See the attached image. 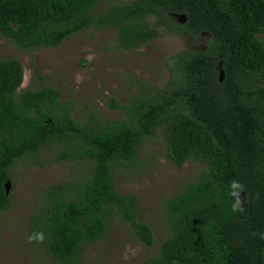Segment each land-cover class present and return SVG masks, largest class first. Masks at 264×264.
Segmentation results:
<instances>
[{"label":"trees","instance_id":"1","mask_svg":"<svg viewBox=\"0 0 264 264\" xmlns=\"http://www.w3.org/2000/svg\"><path fill=\"white\" fill-rule=\"evenodd\" d=\"M100 1L0 0V36L25 53L104 28L122 51L164 34H208V46L175 56L163 87L142 83L126 104L111 99L126 115L111 121L91 109L75 119L56 87L18 92L23 66L1 57L0 213L11 204L9 168L58 140L59 158L87 172L44 189L30 241L56 264H85V245L121 218L151 246L153 230L137 217V197L116 188L115 167L136 162L163 128L175 167L192 160L205 168L165 201L171 232L143 264H264V0H132L97 12Z\"/></svg>","mask_w":264,"mask_h":264},{"label":"rangeland","instance_id":"2","mask_svg":"<svg viewBox=\"0 0 264 264\" xmlns=\"http://www.w3.org/2000/svg\"><path fill=\"white\" fill-rule=\"evenodd\" d=\"M129 1L132 0H101L96 10L101 12L110 3ZM175 19L182 20L178 16ZM259 37L264 39V33ZM209 40L208 34L197 38L164 34L136 49L122 51L116 48L113 29H88L69 36L57 47L25 53L0 36V58L14 57L21 62L23 81L18 92L41 84L56 87L75 119H85L91 109L111 121L126 116L110 106L111 99L126 104L142 83L163 87L175 56L188 50H206ZM59 146L58 140L52 141L36 156H27L9 168L7 192L11 204L0 213V264H56L41 245L30 241V225L45 205V188L62 185L87 172L81 161L72 157L61 160ZM204 168V164L192 160L175 167L167 157L160 128L139 150L136 162L116 165L114 181L121 193L137 197V217L152 228L154 243L143 245L130 233L127 223L115 218L104 239L85 245V264H143L155 255L171 232L163 211L165 201Z\"/></svg>","mask_w":264,"mask_h":264},{"label":"clouds","instance_id":"3","mask_svg":"<svg viewBox=\"0 0 264 264\" xmlns=\"http://www.w3.org/2000/svg\"><path fill=\"white\" fill-rule=\"evenodd\" d=\"M232 186L233 187H238V185L236 184V182H233ZM234 207H235V205H234ZM38 239L43 240V236L42 235L39 236Z\"/></svg>","mask_w":264,"mask_h":264},{"label":"water","instance_id":"4","mask_svg":"<svg viewBox=\"0 0 264 264\" xmlns=\"http://www.w3.org/2000/svg\"><path fill=\"white\" fill-rule=\"evenodd\" d=\"M8 185H9V182L6 184V192H7Z\"/></svg>","mask_w":264,"mask_h":264}]
</instances>
